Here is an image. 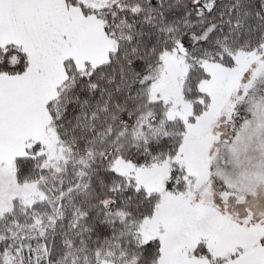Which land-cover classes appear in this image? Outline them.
Segmentation results:
<instances>
[{
  "label": "snow or ice",
  "instance_id": "obj_1",
  "mask_svg": "<svg viewBox=\"0 0 264 264\" xmlns=\"http://www.w3.org/2000/svg\"><path fill=\"white\" fill-rule=\"evenodd\" d=\"M0 264H264V0H0Z\"/></svg>",
  "mask_w": 264,
  "mask_h": 264
}]
</instances>
